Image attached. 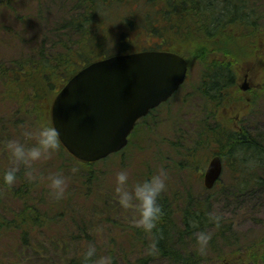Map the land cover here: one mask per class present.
<instances>
[{
  "label": "trees",
  "instance_id": "trees-1",
  "mask_svg": "<svg viewBox=\"0 0 264 264\" xmlns=\"http://www.w3.org/2000/svg\"><path fill=\"white\" fill-rule=\"evenodd\" d=\"M4 1L11 2L0 0V5ZM76 4L75 14L68 15L67 20L52 29L53 33H62L64 39L42 45L34 57L0 62V111L6 113L8 105H12L11 115L0 124V138L8 139L2 134L11 125L20 128L24 124L33 131L46 124L52 125L50 107L53 99L85 64L144 49L169 51L182 55L192 65L199 64L201 68V85L197 92L204 98L205 113L198 124L194 148L223 159L230 174V196L235 201L246 191L254 193L264 189V129L245 132L244 125H241L242 132L236 133L227 125L221 139L202 125L204 117L206 120L211 110L214 111L210 99L218 96L219 84L224 85L226 105L247 104L235 84L240 73L235 70L237 65L250 64L259 83L255 100L249 102L251 111L264 102V24L261 23L264 15L259 12L256 1L77 0ZM24 126L20 130L22 133L25 132ZM59 149L64 151L60 143ZM2 152L11 153L7 146L0 150ZM243 154L248 155L247 161L255 164L254 168L243 164L245 160L240 158ZM69 157L81 169L79 183L73 181L70 186L79 188L80 185L87 196L98 182L94 178V167L98 162L82 163ZM239 160L246 176L236 171L240 167ZM21 168L30 169L24 162ZM7 169L0 168L1 194L18 199L21 208L12 212L11 218L0 216V237L18 232L20 242L31 246L35 244L33 236L62 219L66 210L57 208L58 212L52 216H41L37 209L40 202L32 198L36 182H27L19 170L16 180L9 185L3 179ZM59 170L60 173L66 171L63 164ZM16 184L18 187L13 189ZM233 188L239 191L233 193ZM171 196L160 194L158 203L162 214L156 226L151 231L142 228L150 240L147 244L142 243L147 246L148 254L140 257L138 264H148L156 258H168L174 264H201L196 259V250L192 253L186 251L182 237L192 236L195 230L205 228L206 200L194 197L190 192L184 195L174 192ZM64 202L67 204V198ZM49 210L50 213L53 211ZM174 215L179 218L174 219ZM80 223L85 225L82 221ZM175 234L179 239H174ZM46 239L50 243L48 250L54 252L60 264H85V253L92 239L90 241V235L84 229L74 238L51 235ZM18 251L16 249L14 253L16 258L21 256ZM97 258L95 253L87 264H96ZM111 263L116 264L113 258ZM261 263L264 264V237L243 250L221 252L215 264Z\"/></svg>",
  "mask_w": 264,
  "mask_h": 264
},
{
  "label": "rangeland",
  "instance_id": "rangeland-1",
  "mask_svg": "<svg viewBox=\"0 0 264 264\" xmlns=\"http://www.w3.org/2000/svg\"><path fill=\"white\" fill-rule=\"evenodd\" d=\"M254 1L258 3L259 12L264 15V0ZM76 2L77 0H11L10 3L4 1L0 5V62L9 63L12 60L34 57L42 45L64 39L62 33H53L52 29L75 14ZM261 23L264 24V19ZM235 68L240 72L236 76L235 84L239 79L237 86L249 85L247 80L242 82L240 77L247 71L252 89L255 88L252 92H255L259 83L251 65H237ZM200 69L199 64H191L184 85L169 102L158 108L152 118H146L134 128L128 137V146L95 165L94 178L98 182L88 191L91 193L87 196H84L85 190L80 185L79 188L70 186L73 181L79 183L81 169L59 147L45 153L38 160L26 163V168L30 169H19L22 162L16 161L11 153H0V168L17 167L27 182H36L32 198L40 202L37 209L41 216L50 217L58 212L57 208L66 210L62 219L49 224L45 230L38 231L33 236L34 245L21 243L18 232L3 234L0 237V264H60L54 252L48 250L50 243L46 238L51 235L74 238L80 236L83 229L89 233L90 241L92 239L90 246L97 250L96 264L102 258H110L109 264H112L111 258L116 264H138L140 257L148 254L147 246L142 243L147 244L150 239L142 231L143 227L134 223L139 215L138 210L123 207L117 199L116 173L121 170L129 172L126 185L129 190L136 183L158 174L163 168L167 171L166 189L163 194L172 197L174 192L183 195L190 192L194 197L205 198V228L195 230L192 236L182 237L186 251L192 253L196 250V259L201 264H215L221 252L243 250L251 243L260 242L264 237V189L254 193L246 191L235 201L230 196V174L225 162L213 192L203 186V172L213 154L194 148L195 135L200 126L198 124L205 113L202 100L192 95L194 87L200 82ZM259 104V107L252 110L259 112L256 115L243 118V113L240 114L241 120L243 118L246 122H253L254 133L264 129V102ZM11 113L12 105H8L6 113L0 111V124L5 122ZM235 113L237 114L234 112L233 115ZM207 117L206 120L204 117L202 125H206ZM232 122L230 120L231 125ZM259 122H263V125L257 126ZM230 124L229 127L235 129ZM23 126L24 124L20 128L13 125L8 127V131L2 134L8 139L0 138V150L10 139H18L26 146L36 143L37 131L31 128L28 130L25 125V132L22 133L20 130ZM257 127L259 130H255ZM28 131L32 133L31 136L25 135ZM206 149L210 150L208 146ZM243 155H240V158L245 160L243 164L254 168L255 164L247 161L248 155ZM62 164L66 171L60 173ZM239 164L240 167L236 171L246 176L241 160ZM57 174L66 177L67 187L61 197H56L51 188V178ZM17 187L18 184L13 185V189ZM233 190V193L239 191L235 188ZM2 191L8 192L7 189ZM65 198L67 204L64 202ZM0 202V216L3 217L11 218L12 212L21 208L18 199H13L6 193L1 194V191ZM49 208L53 209L51 213ZM177 213L179 214V211ZM174 216L176 220L179 218ZM81 221L85 225H81ZM201 232L210 235L206 244H202L197 238ZM174 239H179L178 235L175 234ZM16 249L21 253L19 258L15 257ZM148 264L174 263L168 258H156Z\"/></svg>",
  "mask_w": 264,
  "mask_h": 264
},
{
  "label": "water",
  "instance_id": "water-1",
  "mask_svg": "<svg viewBox=\"0 0 264 264\" xmlns=\"http://www.w3.org/2000/svg\"><path fill=\"white\" fill-rule=\"evenodd\" d=\"M186 74V60L163 51L118 54L86 65L52 102L51 123L60 130L59 142L76 160L86 163L120 151L136 122L167 101ZM221 171V160L214 157L204 174L207 189Z\"/></svg>",
  "mask_w": 264,
  "mask_h": 264
},
{
  "label": "clouds",
  "instance_id": "clouds-1",
  "mask_svg": "<svg viewBox=\"0 0 264 264\" xmlns=\"http://www.w3.org/2000/svg\"><path fill=\"white\" fill-rule=\"evenodd\" d=\"M25 135L31 136L30 131ZM60 130L56 126L43 125L36 132V143L26 146L18 139L7 141V148L16 161L28 163L41 158L45 153H50L59 147ZM17 167L7 169L3 174L4 181L11 185L17 178ZM167 171L160 169L158 174L151 176L143 182H138L129 190L126 187L129 179V172L121 170L116 173L117 187L115 192L119 203L125 208H134L138 210V217L134 220L137 226L143 227L146 231H151L162 214L161 205L158 203L160 194L166 189ZM66 177L60 174L51 178V188L56 197L63 196L66 189ZM218 220L219 217H216ZM202 244H206L210 235L201 232L197 237ZM96 249L90 246L85 253L86 261L95 255ZM110 258H102L98 264H109Z\"/></svg>",
  "mask_w": 264,
  "mask_h": 264
},
{
  "label": "flooded vegetation",
  "instance_id": "flooded-vegetation-1",
  "mask_svg": "<svg viewBox=\"0 0 264 264\" xmlns=\"http://www.w3.org/2000/svg\"><path fill=\"white\" fill-rule=\"evenodd\" d=\"M240 77H242V82L247 80V82L249 83L248 89L241 92V94L243 95L244 100L247 102V104L240 105V104L231 103V104L226 105V98H225L224 85L223 84H219L220 89H219L218 96L212 97L210 99V102H211V105H212V108L214 109V111L211 110L210 114L207 117V121L205 122L206 123L205 126H206L207 130L210 131V134H212V135L217 134L218 136H220L221 139L224 138V136H225L224 135L225 129H226L227 125L230 124V120L233 121L232 122L233 125H231V124L230 125L234 126L235 129H233V130L236 133L242 132L241 125H244L245 132L254 130V128L252 127L253 122H250V124H246L245 123L246 120L245 121H243V119L240 120L241 119L240 114L241 113L245 114V112L249 110V107H250L249 102L251 101V99L253 97L255 98L256 90H255V92H252V90L254 91L255 88L253 87V89H252V84L250 82V75L247 71ZM187 78H188V74H187L186 79ZM238 80L239 79H237V81H236L237 85H238ZM198 87H200V86H198V84H197L196 89L200 90V88H198ZM206 90L208 92H210L209 89H206ZM251 95H253V96H251ZM208 97L210 98L209 95H208ZM169 101H170V99L168 101L162 103L159 107H161L162 105L166 104ZM215 102H217V104ZM159 107H157L155 110L154 109L151 110L146 117H143L142 119H140L138 124L143 123L146 118L147 119L152 118V116L155 114V112L158 110ZM234 112H237V114L235 113L233 115ZM256 113L257 112L255 111L252 114V116L256 115ZM249 114H250V112H249ZM244 118H246V115L244 116ZM208 120H210V121H208ZM236 122H238V125H236ZM258 125H263V122H259L257 124V126ZM257 129H258V127L255 128V130H257ZM212 157H213V155H212ZM221 160H222V164L224 165V161L222 158H221Z\"/></svg>",
  "mask_w": 264,
  "mask_h": 264
}]
</instances>
